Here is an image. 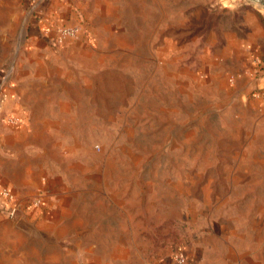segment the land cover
Segmentation results:
<instances>
[{
    "label": "rangeland",
    "instance_id": "rangeland-1",
    "mask_svg": "<svg viewBox=\"0 0 264 264\" xmlns=\"http://www.w3.org/2000/svg\"><path fill=\"white\" fill-rule=\"evenodd\" d=\"M58 1L0 0V100L26 45L56 60L75 43L53 41L58 27L91 21L98 45L64 52L76 112L48 117L63 129L41 133L46 154L26 165L60 187L63 213L43 228L39 194L10 209L0 264H264V115L239 97L254 68L235 49L251 14L264 54V5L64 0L82 18L67 24Z\"/></svg>",
    "mask_w": 264,
    "mask_h": 264
},
{
    "label": "crops",
    "instance_id": "crops-1",
    "mask_svg": "<svg viewBox=\"0 0 264 264\" xmlns=\"http://www.w3.org/2000/svg\"><path fill=\"white\" fill-rule=\"evenodd\" d=\"M221 1L223 4L231 3V0ZM104 2V12H108L107 3L110 0ZM69 4V1H58L52 16L67 24H80L82 18L77 11L71 9L74 4ZM102 13L100 10V14ZM248 17L253 18L248 24L250 32L242 38L237 37L235 49L242 50L253 59L254 69L243 78L245 88L241 89L239 97L244 99L246 94L252 92L250 102L252 101L253 110L257 112L261 109V115H264V54L260 52L258 39L262 28L251 14ZM108 25L113 26L109 21ZM95 26L91 21L84 24L85 28L81 26L82 30L75 36V43H67L65 50L57 51L56 57L58 52L61 57L56 60L50 55L53 52L50 53L45 45H26L22 57L15 64V75L2 80V90L5 93L0 100V224L7 222V212L10 209L26 213L27 207L31 206L25 202L31 195L42 196L38 222L41 221L43 228H48L49 223L58 220L63 213V203L58 199L60 187L41 174L32 176L34 170L30 171L26 165L29 157H41V146L44 149L43 155L46 154L48 143L45 146L41 143V133H54L63 129L62 118L50 122L48 117L71 115L72 109L76 112L74 101L79 97L70 90L74 83H79L75 77L62 74L66 67L73 68L70 61H67L69 59L64 57V52L83 58L90 52L97 51V43L90 41L91 37L96 36ZM65 84L69 87L68 91L63 86Z\"/></svg>",
    "mask_w": 264,
    "mask_h": 264
},
{
    "label": "built area",
    "instance_id": "built-area-1",
    "mask_svg": "<svg viewBox=\"0 0 264 264\" xmlns=\"http://www.w3.org/2000/svg\"><path fill=\"white\" fill-rule=\"evenodd\" d=\"M79 30L80 29L77 26H61L55 30L52 39L60 44L64 39L76 36ZM175 258L178 263H183L185 260L182 254L176 255Z\"/></svg>",
    "mask_w": 264,
    "mask_h": 264
},
{
    "label": "water",
    "instance_id": "water-1",
    "mask_svg": "<svg viewBox=\"0 0 264 264\" xmlns=\"http://www.w3.org/2000/svg\"><path fill=\"white\" fill-rule=\"evenodd\" d=\"M257 1L258 3H260L261 5H264V0H254Z\"/></svg>",
    "mask_w": 264,
    "mask_h": 264
}]
</instances>
